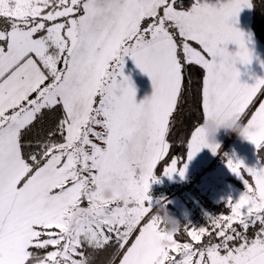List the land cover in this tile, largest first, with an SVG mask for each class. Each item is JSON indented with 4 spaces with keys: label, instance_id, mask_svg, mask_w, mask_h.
<instances>
[{
    "label": "snow or ice",
    "instance_id": "snow-or-ice-1",
    "mask_svg": "<svg viewBox=\"0 0 264 264\" xmlns=\"http://www.w3.org/2000/svg\"><path fill=\"white\" fill-rule=\"evenodd\" d=\"M242 8L256 4L0 0V264H92L85 245L96 254L112 246L108 264H264V168L228 162L246 192L229 202L230 215L185 229L191 242L162 230L145 204L192 66L203 70L202 123L235 117L241 135L264 147V79L241 84L235 67L251 62L232 27ZM125 58L152 81L139 104ZM48 116L53 126L33 136ZM202 148L215 154L218 145L206 143L200 122L187 159ZM177 163L164 174L183 177Z\"/></svg>",
    "mask_w": 264,
    "mask_h": 264
},
{
    "label": "crops",
    "instance_id": "crops-1",
    "mask_svg": "<svg viewBox=\"0 0 264 264\" xmlns=\"http://www.w3.org/2000/svg\"><path fill=\"white\" fill-rule=\"evenodd\" d=\"M191 1V0H189ZM204 2L208 3L210 6L219 7L223 4H226L229 2V0H204ZM232 27L236 30L240 31L243 34L245 47L250 53L251 56V62L249 64H241L239 61L235 64L236 69L239 71L240 75L238 77V80L241 84H247V80L249 79L247 72L249 69L248 66L257 67L258 71H260L261 67V59L259 56H256V53L264 54V45L260 44L258 40L254 37L252 30H251V10L249 8H242L241 11L237 14L234 22H232ZM227 51L229 53L235 54L238 51V46L232 43H229L227 46ZM246 69L247 72H246ZM123 75L127 77L134 90H135V96H134V102L139 104L142 101H145L146 99L150 98L153 95L154 89L152 85V81L150 78L142 73L139 68L135 66L133 61L130 58H127L124 62L123 66ZM264 78V77H263ZM258 79H261L259 76ZM260 95V94H258ZM236 133L232 132H225L223 129H218L216 133V145H218L217 151L215 154L212 153V151L209 148H202L192 159L194 160V165H191L189 167V171L185 173V175L181 178H178L176 173L174 178L168 179L166 177H163L161 180H157L154 185H152L150 189L152 188H159L163 187L164 185H176L179 183L184 182L187 178L192 176V174L196 171H201L206 169L208 166L211 165V168L207 171V173L203 176V178L198 182L195 191L200 194L201 197L208 198L213 204L217 203H225L224 200H222V196L220 194V191L222 192V183L225 184H232L234 187L237 188L239 192H245L246 191V181L243 179V177H235L231 175L233 174L229 169H220L217 164L220 162H224L229 159H236V162H241L244 166V168L252 169L255 168L256 170H260L261 168H264L260 165L256 157L254 156V152L256 150V146L252 144L249 141H245L244 139H237ZM235 143V148L233 149V153L230 154V157H224L225 152L229 151L231 149V146ZM223 149L225 151L223 152ZM221 155V159H219V155ZM233 156V157H232ZM187 157V155H186ZM225 164V163H224ZM223 168V167H222ZM156 168L154 169L155 172ZM242 175L245 179L249 181V183H253L252 178L247 175V173L243 172V169H241ZM232 178V179H231ZM204 179V180H203ZM203 180V183L201 181ZM230 189L226 187V190ZM229 193V192H228ZM236 196H238V192H234ZM181 199L183 198H176L171 201V205L173 208H175L180 214L182 215H189L187 212H192L193 210L189 209L187 207L188 205L185 204L184 201ZM155 202V201H154ZM187 203V202H186ZM229 203V202H228ZM227 203V204H228ZM188 204H191L188 202ZM226 204V203H225ZM201 204H198V207ZM206 210L201 209L200 214L203 216L205 214ZM195 215V212H193ZM207 213V212H206ZM191 215V213H190ZM215 217V216H213Z\"/></svg>",
    "mask_w": 264,
    "mask_h": 264
},
{
    "label": "trees",
    "instance_id": "trees-1",
    "mask_svg": "<svg viewBox=\"0 0 264 264\" xmlns=\"http://www.w3.org/2000/svg\"><path fill=\"white\" fill-rule=\"evenodd\" d=\"M184 3L185 9H187L191 1L182 0ZM256 8L251 10V30L254 37L258 42L264 45V0H254ZM203 70L198 66H192L190 72L186 75L187 79H190L191 85L188 87V90L185 95V101L182 102V106L177 109L174 120L175 126L172 129L171 133L167 136V142L170 144V151L168 152L166 158L158 163L156 167V173H162L164 167L168 166L173 158H176L178 163H183L187 155V143L190 140L191 133L194 131V127L197 126L200 122L202 124L201 118L202 113L200 111L197 99L199 92V82L202 79ZM55 117L48 116L37 125V128L33 130L32 135L34 136L37 132H46L49 128L53 126ZM254 156L257 158L261 166L264 167V147L256 148ZM200 206L197 210H194L196 215L195 218L200 220V224L203 227H210V219L219 217L221 215H230V208L225 203L213 204L208 198L201 197ZM161 206V205H160ZM160 206H157L154 209L156 217L159 218L163 215V212H166L169 217L175 219L179 224V230H177L175 238L179 242H191L190 238L187 236L185 229L184 218L180 217V213L172 207L170 203L163 205V212H160ZM206 210L203 216L200 214V211ZM152 216V215H151ZM215 216V217H213ZM154 217V216H153ZM161 228L164 225H160ZM251 235V233H250ZM86 255L90 256L92 259V264H108L114 248L108 246L104 250H100L98 254L93 249H90L85 245Z\"/></svg>",
    "mask_w": 264,
    "mask_h": 264
},
{
    "label": "rangeland",
    "instance_id": "rangeland-1",
    "mask_svg": "<svg viewBox=\"0 0 264 264\" xmlns=\"http://www.w3.org/2000/svg\"><path fill=\"white\" fill-rule=\"evenodd\" d=\"M183 5H184V3H183ZM257 55L256 56H259L260 57V61H261V65H260V67H261V69H260V71H258V69H257V67L255 68V67H253V66H248L247 68L249 69V71L247 72V70L248 69H246V72H247V75H248V77H249V79L247 80V85H249V86H251V85H253V84H255V82H256V80L259 78V76L261 77V79H264L263 77H264V54L262 55V54H260V53H256ZM126 59L127 58H125V61H126ZM124 61V62H125ZM237 139L239 140V139H244L245 141H248L247 139H245L244 137H242V136H240V135H237ZM235 143L231 146V149H229V151H226L225 152V155H224V157L226 156V157H230V154H232L233 152V149L232 148H235ZM225 151V149H223V152ZM229 152H230V154H229ZM221 155L222 154H220L219 155V159H221ZM233 157V156H232ZM257 159V158H256ZM232 161L233 163H235V160L236 159H229V158H227V160L226 161H224V162H220L219 164H217L218 165V167L220 168V169H225V170H227V169H229L228 167H227V164H228V162L229 161ZM193 159H191V160H188L187 159V157H186V159H185V161L183 162V163H177V169H178V171H179V169L180 168H184L185 170H184V175H185V173L186 172H188L189 171V167L191 166V165H194V163H193ZM225 163V164H224ZM185 165H186V168H185ZM223 167V168H222ZM251 169V168H250ZM176 175H177V177L178 178H181V176L178 174V172L176 173ZM183 175V176H184ZM153 176H154V178H155V181H159V180H161L163 177H166V178H168V179H172V178H174V177H176L175 176V174L173 173L172 174V176H171V178H169L168 176H166L165 174H164V170H163V172L160 174H158V173H156L155 174V172H153ZM232 176H234L235 178L234 179H236L237 178V176L236 175H231V177ZM232 179V178H231ZM204 180V179H203ZM203 180L201 181V183L200 184H202L203 183ZM153 183H155V182H150V187L152 186V185H154ZM179 184H181V183H179ZM179 184H176V185H164L163 187H159V188H157V187H155V188H152V189H150L149 191H148V193H147V195H148V197H149V200L148 201H146L145 202V204H146V206H148L149 208H150V213H149V215H152V216H154V217H156V214L153 212L154 211V209L157 207V206H160L161 204L159 203L158 205H157V203L159 202V198H153V195H152V192L153 191H158V190H161V191H164L165 189H167V188H170V187H176V186H178ZM222 185V189H223V191L221 192L220 191V194H221V196H222V200H224V202L227 204L228 202H231L232 204H234V203H236L238 200H239V198H240V196L242 195V194H244L245 192H239L238 190H237V188L236 187H234L232 184H225V183H222L221 184ZM149 187V188H150ZM226 187L227 188H230V189H227L226 190ZM229 192V193H228ZM234 192H238V196H236V194L234 193ZM160 198H162V196H160ZM176 199V198H175ZM172 200H174V199H171V200H169V201H166V202H164V203H162L163 205L164 204H167V203H171V201ZM182 201H184L185 202V204L186 205H188L187 207H189V209H191L192 210V205H190V204H188V202H187V200H185V199H181ZM155 201V202H154ZM187 202V203H186ZM229 204V203H228ZM227 204V205H228ZM189 215H182V214H180V217H182V219L184 220V223H185V227L186 226H188L187 227V229L188 230H199L200 228H203V226L200 224V220L198 219V218H195V216H194V213H193V211L192 212H187ZM190 213H191V215H190ZM230 214H231V212H230ZM196 215V214H195ZM161 225H163V224H161ZM207 226H210L209 224L207 225ZM179 230V229H178ZM178 232H182V231H178ZM190 238V237H189ZM191 241V240H190Z\"/></svg>",
    "mask_w": 264,
    "mask_h": 264
},
{
    "label": "clouds",
    "instance_id": "clouds-1",
    "mask_svg": "<svg viewBox=\"0 0 264 264\" xmlns=\"http://www.w3.org/2000/svg\"><path fill=\"white\" fill-rule=\"evenodd\" d=\"M201 128L205 135L206 143L211 146L216 145L215 137L218 129H223L225 132H232L242 136L241 125L237 123L235 117L224 119L219 122L213 118H209L201 124ZM159 211L163 212V204H161ZM159 221L164 225L162 230L166 231L167 233L177 232L179 228L178 222L175 219L169 217L166 212H163V215L159 217Z\"/></svg>",
    "mask_w": 264,
    "mask_h": 264
},
{
    "label": "built area",
    "instance_id": "built-area-1",
    "mask_svg": "<svg viewBox=\"0 0 264 264\" xmlns=\"http://www.w3.org/2000/svg\"><path fill=\"white\" fill-rule=\"evenodd\" d=\"M210 168L211 165L204 170L194 172L192 176L187 178L184 182H182L176 187H170L165 189L164 191H153V198L160 199L157 205L159 203L162 204L171 199L183 198L187 200V202L191 203L190 205H192L193 211L197 210L198 204H200L201 202V196L195 191V188L198 182L203 178V176L207 173ZM160 196H162V198H160Z\"/></svg>",
    "mask_w": 264,
    "mask_h": 264
}]
</instances>
